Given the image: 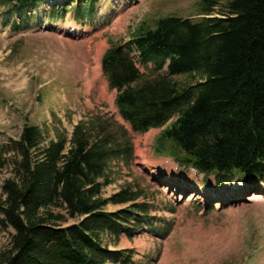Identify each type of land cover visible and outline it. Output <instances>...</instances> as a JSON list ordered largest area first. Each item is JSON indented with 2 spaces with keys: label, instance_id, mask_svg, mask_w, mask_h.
Wrapping results in <instances>:
<instances>
[{
  "label": "trees",
  "instance_id": "16d2710c",
  "mask_svg": "<svg viewBox=\"0 0 264 264\" xmlns=\"http://www.w3.org/2000/svg\"><path fill=\"white\" fill-rule=\"evenodd\" d=\"M42 1L0 0L5 18ZM98 1L53 5L45 24L64 23L70 13L88 26ZM196 11V21L142 22L127 42H110L101 71L123 123L93 114L71 131L56 127L53 138L25 124L2 148L11 176L2 183L0 216L13 233L0 264H134L132 252L115 248L137 229L154 232L149 204L139 202L146 198L132 184L105 196L134 161L130 131L163 128L156 155L218 182L264 185V0H201ZM133 51L143 65L167 73H141Z\"/></svg>",
  "mask_w": 264,
  "mask_h": 264
},
{
  "label": "rangeland",
  "instance_id": "374dc122",
  "mask_svg": "<svg viewBox=\"0 0 264 264\" xmlns=\"http://www.w3.org/2000/svg\"><path fill=\"white\" fill-rule=\"evenodd\" d=\"M200 1L99 0L85 27L70 13L64 23L45 24L51 6L61 0H43L37 7H25L21 17L13 11L9 18L0 2V199L2 183L11 176L2 148L18 139L23 125L47 130L53 138L56 127L71 131L93 114L123 123L116 93L100 67L110 42H127L130 31L142 22L152 26L167 16L196 21ZM74 7L75 2L68 10ZM137 66L154 76L167 73L166 68ZM174 78L196 83L186 76ZM162 129L130 131L134 161L105 189L109 197L132 184L146 198L139 202L149 204L154 232L137 229L131 239L122 236L110 249L132 252L134 264H264V185L237 179L218 182L156 155L153 144ZM1 220L0 251L9 247L13 233Z\"/></svg>",
  "mask_w": 264,
  "mask_h": 264
}]
</instances>
